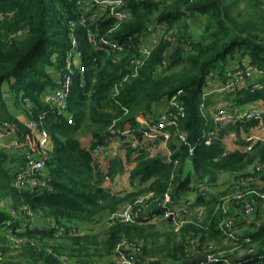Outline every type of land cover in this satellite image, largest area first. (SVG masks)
Wrapping results in <instances>:
<instances>
[{
  "label": "trees",
  "instance_id": "trees-1",
  "mask_svg": "<svg viewBox=\"0 0 264 264\" xmlns=\"http://www.w3.org/2000/svg\"><path fill=\"white\" fill-rule=\"evenodd\" d=\"M125 3L130 16L111 33L125 46L122 53H117L101 49L89 38V29L100 38L115 24L107 13H98L96 6L88 7L78 0H0V128L6 122L15 126L11 136L23 141L15 148L7 139H0V264H64V260L105 264L100 260L103 258L114 264L115 247L123 239L141 242L142 256L151 264H185L186 259L205 254L210 242L221 258L196 264H264V184L261 187L254 181L249 183L263 194L248 195L255 201L253 215L245 216L237 200L229 205V215L236 218L237 225L246 226L237 231L236 238H226L220 228L223 198L218 195L206 199L207 187L216 185L222 173L244 171L264 156L262 141L247 149L250 141L240 138L237 142L241 147L234 150L225 142L230 134L241 136L250 132L256 122L230 124L215 133L219 123L208 108L200 107L203 87L211 73L223 75L244 61L264 68V0ZM92 14L98 17L93 20ZM83 15L86 21L75 25L74 36L85 71L76 70L69 108L64 112L45 102L43 95L55 87L73 47L69 20L77 22ZM197 20L195 32L192 22ZM150 23L166 25L176 37L162 39L139 75L125 80L115 95V86L132 72L130 58L137 53L135 45L149 36ZM6 80L10 81L12 94L9 101L2 88ZM175 95L184 107L178 117L179 130L188 138V143H184L173 134L169 140L172 158L179 160L177 168L162 151H153L157 142H145L134 149L123 137L121 149L125 158L114 156L104 168L98 167L92 150L98 143L110 142L109 127L115 120L120 128L137 127L138 115H156L154 106ZM227 98L236 105L264 102V88L238 89ZM11 100L15 110L8 107ZM18 113L34 120L44 114V126L52 136L50 157L45 175L41 176L47 181L46 186L16 183L19 172H29L27 154L36 150L27 141L34 131L26 127L27 119L23 122ZM88 135L92 140L85 146L81 138ZM191 146L195 147L192 156ZM188 159L195 163V174L184 179ZM128 164H134L131 182L143 187L125 195L114 194L105 183L123 174ZM173 172L175 178L171 183ZM258 175L253 173L254 177ZM240 176L233 182L240 180ZM233 182L226 195L233 192ZM201 185L205 191L199 192ZM169 187L177 206L188 199L184 200L188 192L196 193L193 206L196 209L204 205L205 218L199 222L187 217L178 231L171 227L172 220H164L163 231L156 230L157 221L109 222L101 239L99 234L84 228L125 201L149 192L162 194ZM237 208L240 213L235 211ZM155 212L161 214L162 210ZM224 238L236 246L228 243L222 248L218 244ZM237 246L242 250L232 252L231 247ZM252 247L257 248V253L247 252Z\"/></svg>",
  "mask_w": 264,
  "mask_h": 264
},
{
  "label": "built area",
  "instance_id": "built-area-1",
  "mask_svg": "<svg viewBox=\"0 0 264 264\" xmlns=\"http://www.w3.org/2000/svg\"><path fill=\"white\" fill-rule=\"evenodd\" d=\"M79 4H86L88 7L96 6L103 10L102 13H107L108 18H112L115 21L113 28L100 38H96L94 33L89 29L88 34L90 40L97 44L101 49H111L117 53H122L125 50V46L119 40L113 38L111 33L113 30L119 28L126 20H128L130 14L126 9L125 0H78ZM98 17L96 14L90 16L95 20ZM86 17H82V22L85 23ZM70 29L75 30V22L69 20ZM149 36L145 40H140L135 45L137 53L130 58V65L132 72L128 74L124 80L119 82L115 86V95L119 94L120 87L124 81L130 76H138L140 69L144 66L148 58L151 56L153 49L162 39H175V35H172L166 25H159L156 23H150L147 26ZM72 43L74 46L77 44V38L73 36ZM79 60L74 61L72 58H68L65 62L64 70L56 79V85L53 89L47 90L43 95V100L60 111L67 112L69 108V99L73 89L74 74L78 69L80 72L85 71L84 65L80 62L81 53L78 54ZM264 78V68H261L249 61H244L242 64L233 66L225 74L221 75L217 72H213L206 80L203 91L202 101L200 107L202 110L210 108L214 111L213 119L219 123L217 133L222 128L230 124H238L247 121L256 122L251 128L252 133L246 137V140L250 141V145L247 149H250L256 142H264V102H253L246 105H236L233 101L227 98L237 91L238 89L250 88L251 91L260 90L264 88L262 79ZM219 96H222V100L226 97L227 104L221 105L219 108L211 106ZM164 103L166 105L163 110L158 109L156 115L147 117L144 115H138L137 120L140 123L139 126L133 127L130 125L120 128L116 125L115 120L109 127L110 142L108 144L98 143L92 150L93 156L98 162L99 168H104L102 159L107 149L112 145L114 139L123 137L129 145L137 149L141 144L157 142L156 148L163 145H167L173 134H177L179 140L184 143H188L187 135L179 130L178 117L180 113H183V104L178 100L175 95L173 97L165 98ZM208 102H212L210 106ZM30 105V103H27ZM128 109L126 108V111ZM73 116L69 117V122H72ZM27 128L34 131V136L28 135V143L31 148H36L34 152L27 154L29 172H19L16 176V183L21 186H46L47 181L41 176L45 175L46 165L50 157L49 149L52 143V136L49 130L44 126V114H41L39 120L27 119L25 121ZM15 130V126L5 123L4 127L0 128V139H7L9 145L12 147H20L23 141L20 137L11 136V131ZM246 133V132H245ZM211 139L208 140L210 142ZM194 146L190 147V156L194 154ZM166 158L169 161H173L174 167L177 168L179 164L178 159L172 158V151L168 150ZM258 172L259 175L254 177L253 173ZM243 173H248V176H244ZM240 180L233 182L234 190L232 193L227 194L220 203V207L223 209L224 216L220 221V228L226 235V238H236L238 225L237 220L233 215H229L230 204L232 200H237L241 205L243 214L245 216H251L256 210L255 201L248 197L251 193L260 194L259 189L250 187V181H254L257 178H261L260 182L255 183L256 186H262L264 184V156L260 157L251 167L247 168L244 172L240 173ZM243 175V176H242ZM175 178V172L171 175V183ZM263 183V184H262ZM205 189L204 186H199L198 191L202 192ZM172 188L169 187L164 193L156 194L155 192H149L145 195L138 196L134 200H129L121 203L115 211L110 215V223H136L142 219L155 222L157 220H172L175 230L180 228L186 222L188 215L194 212V199L188 198L184 203L177 206L174 204ZM205 191V190H204ZM263 195V194H260ZM157 209H161L162 213L155 212ZM197 209V208H196ZM249 240V239H248ZM192 243L197 246L196 239L192 240ZM215 244L210 242L206 246L205 255L208 256L210 261H218L221 257L214 252ZM247 252L257 253V248H250ZM143 247L142 243L123 239L121 240L114 250V264H151L148 260L142 256ZM204 254V253H199ZM264 255V253H263ZM64 264H75L73 262L64 260ZM153 264H174L170 262L153 263Z\"/></svg>",
  "mask_w": 264,
  "mask_h": 264
},
{
  "label": "rangeland",
  "instance_id": "rangeland-1",
  "mask_svg": "<svg viewBox=\"0 0 264 264\" xmlns=\"http://www.w3.org/2000/svg\"><path fill=\"white\" fill-rule=\"evenodd\" d=\"M101 8H98V10H100ZM75 24L77 25H83V22H82V17H79L77 19V22L74 21ZM199 25V21H194L192 22V28L195 30V32H197L196 28L197 26ZM75 35L74 31H70V36H71V39L73 38V36ZM79 51L77 49V47H75L73 45V47H71V49L68 51V58H72L74 61H78L79 60ZM227 72V71H226ZM9 80H6L3 84H2V88L5 89L4 91V96L5 98H8V101H9V95L10 92L7 90L9 89ZM19 103H20V100H19ZM227 104V101L226 100H222V96H219L218 99L211 105V106H214L215 108H219L221 105H226ZM166 105L164 103V101H161L159 102L157 105L154 106L155 110L157 111L158 109H161L163 110V108H165ZM211 115L213 116L214 115V111H212L210 108H208ZM252 131L250 132H247V133H242L241 136H236L235 134H230L228 136L225 137V142L227 144V147L229 149H237V148H240L241 146L238 144L237 141L240 140V138H246L249 134H251ZM92 140V136L91 135H88V137L84 138V143L86 145H89L90 142ZM114 140H119V139H114ZM120 143V141H117L115 142L114 144H112V146H110L107 151L109 152H116V153H123V150H117V148L115 146H117L118 144ZM107 165V163H106ZM225 173H231V172H225ZM237 175H240V174H237ZM236 175V176H237ZM235 176V177H236ZM235 177L234 176H231V178L229 177V175H225V176H221L220 177V181L219 183H221L222 185L225 184V185H229L231 182H233L235 180ZM116 180H119V182H115ZM130 181V177L128 176L127 173L123 174L122 176H120L118 179H115L113 181H110V179L105 183V185H109L111 187H115L117 189H120L122 187V189H124L123 191V195H125V193H129L126 191V189L124 188L125 186H128L127 183ZM120 183V185H119ZM218 183V184H219ZM217 186V185H216ZM134 187V186H133ZM262 187V186H261ZM215 191L217 190V188H214ZM199 206L201 205H198L196 208H198ZM111 214V213H110ZM110 214H104V215H101V216H98L96 218L95 221L91 222L90 224L84 226V228L88 231V232H93V233H96V234H99L100 236V239L101 238H104L105 235H106V230H107V224L109 223L110 221ZM153 222V221H152ZM165 222L164 221H157L156 222V230H160V231H163L164 229H166L165 227ZM174 228V226H171ZM175 230V229H174ZM177 231V230H175ZM228 243H230L228 241ZM232 245H234L233 241H231ZM236 246V245H234ZM242 249L241 247L237 246V248H235L233 251H238L240 252ZM101 261L105 262V264H108L110 262H108V258H103V259H100ZM97 263L100 264V262L97 261Z\"/></svg>",
  "mask_w": 264,
  "mask_h": 264
},
{
  "label": "crops",
  "instance_id": "crops-1",
  "mask_svg": "<svg viewBox=\"0 0 264 264\" xmlns=\"http://www.w3.org/2000/svg\"><path fill=\"white\" fill-rule=\"evenodd\" d=\"M97 12L98 13H101V12H103V10L102 9H100V10H98V8H97ZM59 77V76H58ZM57 77V78H58ZM56 78V79H57ZM4 91H5V89H3ZM9 92H10V90L9 89H7ZM10 94H11V92H10ZM12 97V94L11 95H9V100H10V98ZM7 99V98H6ZM8 100V99H7ZM8 107L10 108V109H12V110H15L16 108H15V105H14V101H12L11 100V102H9L8 103ZM18 117L24 122L27 118L25 117V115L23 114V113H18ZM86 137H88V136H85V137H82L81 139H82V143L85 145V146H88V145H86L85 143H84V138H86ZM118 140H115V141H113V143L112 144H114L115 142H117ZM162 145L161 146H159V147H156V148H154L153 149V151H156V150H160V151H162V153L163 154H165L168 150H171L170 149V146H169V142H168V144L165 146V145H163V143H161ZM110 146H112V145H110ZM157 146V145H156ZM116 148H117V150H122L121 149V143H119L117 146H115ZM234 150V149H233ZM114 156H121V157H124L125 158V155H124V153H116V152H109V151H107L104 155H103V159H102V162H103V165L104 166H106V163L108 164V161H109V159L110 158H112V157H114ZM134 166V164H128L126 167H127V169H126V171L123 173V174H125V173H127L128 174V176L130 177V170L132 169V167ZM252 166V165H251ZM250 166V167H251ZM246 169H244V171H245ZM244 171H241V172H231V173H222V175L221 176H225V175H229V177L231 178V176H236L237 174H240V173H242V172H244ZM123 174H120L119 176H117V178L116 179H118L120 176H122ZM260 179L261 178H257L256 180H254V183H258V182H260ZM220 181V180H219ZM115 182H119V180H116ZM219 183V182H218ZM216 184V185H214V186H212V187H207V195H206V199H210V198H212V197H215V196H218V195H220V197L221 198H224V196L226 195V192H228L229 191V189L230 188H228V186L229 185H225V184H221V183H219V184ZM263 184V183H262ZM119 185H120V183H119ZM127 185L128 186H125L124 188L126 189V191L127 192H133V191H138L139 189H141L143 186L141 185V184H139V183H137V182H135V183H132L131 182V180L127 183ZM107 186H109V185H107ZM134 186V187H133ZM214 188H217V190L215 191V189ZM110 189H111V191L114 193V194H117V195H123V191H124V189H122V187L120 188V189H117V188H115V187H111L110 186ZM126 194V193H125ZM196 197V193H193V192H188L187 193V195L185 196V198H184V200H186L187 198H192V199H194ZM237 213H240V209H236L235 210ZM187 217H189V218H196L197 219V221H202L204 218H205V206L204 205H201V206H199L197 209H195V211H194V213H192V214H190V215H188ZM245 219H246V217H245ZM156 221H161V220H157L156 219ZM246 226L245 225H238V230L239 231H243L244 230V228H245ZM228 244V241H227V239L226 238H224L223 240H222V242L220 243V244H218L219 246H221L222 248L223 247H225L226 245ZM235 248L234 247H231V250H234ZM224 250H227V249H224Z\"/></svg>",
  "mask_w": 264,
  "mask_h": 264
},
{
  "label": "water",
  "instance_id": "water-1",
  "mask_svg": "<svg viewBox=\"0 0 264 264\" xmlns=\"http://www.w3.org/2000/svg\"><path fill=\"white\" fill-rule=\"evenodd\" d=\"M190 174H195V163L192 159H188L184 165L182 177L185 179ZM209 261L208 256L205 254H199L193 258L186 259L185 264H196L201 262Z\"/></svg>",
  "mask_w": 264,
  "mask_h": 264
}]
</instances>
